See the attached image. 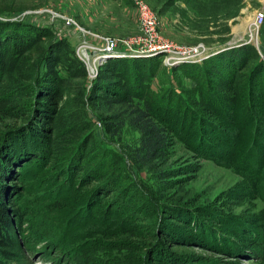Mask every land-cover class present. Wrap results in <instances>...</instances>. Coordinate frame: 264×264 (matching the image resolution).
I'll return each mask as SVG.
<instances>
[{
    "label": "rangeland",
    "instance_id": "rangeland-1",
    "mask_svg": "<svg viewBox=\"0 0 264 264\" xmlns=\"http://www.w3.org/2000/svg\"><path fill=\"white\" fill-rule=\"evenodd\" d=\"M140 5L155 16L157 37L174 47L177 54L166 57L172 58L169 63L176 67L201 65L203 60L242 44L254 47L255 38L250 44L246 35L256 14L264 20V0H0V20L28 19L29 24L51 31V36L41 37L26 52L30 62L40 60L48 53L50 42L57 39L66 43L85 69L80 60L82 46L88 48L89 64L96 67L120 58V53L102 51L103 45L90 34L111 39L139 35ZM80 30L88 34L82 35ZM261 40L264 42L257 33V48ZM194 49L199 55L192 56ZM164 54L124 55L157 58L158 70L149 89L159 93L172 87L187 101L182 90L191 89L193 83L172 73L171 65H163ZM54 69L65 78L61 65ZM73 81L86 87L90 82L87 74ZM117 109L107 112L103 105L88 107L93 132H102L98 116L107 117ZM8 121L0 115V124ZM138 140V132L126 121L117 138L100 135L99 150L106 154L120 186L110 197L99 191L100 179L81 175L68 181L70 162L60 158L40 161L38 148L35 155L17 162L8 174L10 183L5 184L12 222L9 262L264 264V227L260 226L264 223L256 220L255 226L250 224L264 211V175H244L219 166L187 150L169 132L162 154L141 165ZM20 173L24 180L18 179ZM94 208L99 210L94 212ZM102 212L104 216H100ZM106 219L117 226L107 227ZM230 227L237 229V238L228 233Z\"/></svg>",
    "mask_w": 264,
    "mask_h": 264
},
{
    "label": "trees",
    "instance_id": "trees-1",
    "mask_svg": "<svg viewBox=\"0 0 264 264\" xmlns=\"http://www.w3.org/2000/svg\"><path fill=\"white\" fill-rule=\"evenodd\" d=\"M258 34L264 38V20ZM51 35L49 29L29 24L28 19L0 20V115L9 120L0 124V264H12V222L5 194L8 174L17 162L35 155L37 148L40 161L70 162L68 181L81 175L102 180L98 189L106 197L120 186L98 143L100 135L117 138L125 121L138 132L141 165L162 154L169 132L187 150L219 166L244 175H264V64L252 45L224 50L201 65H172V73L193 83L191 89L182 90L185 101L172 87L159 93L149 89L158 70L157 58L109 59L87 87L73 81L83 79L85 69L62 40L51 41L48 53L30 62L26 52L41 37ZM258 50L264 51L263 41ZM57 64L65 78L56 75ZM101 105L107 112L118 109L107 117L98 116L100 134L92 130L88 107ZM27 141L37 147L25 149ZM23 176L20 173L18 179L24 180ZM256 220L264 223V211L250 224L255 226ZM115 226L107 220V227ZM228 229L238 237L235 227ZM242 241L247 242L244 237Z\"/></svg>",
    "mask_w": 264,
    "mask_h": 264
},
{
    "label": "built area",
    "instance_id": "built-area-1",
    "mask_svg": "<svg viewBox=\"0 0 264 264\" xmlns=\"http://www.w3.org/2000/svg\"><path fill=\"white\" fill-rule=\"evenodd\" d=\"M139 13V35L128 38V39H111L108 37H102L98 35H91L97 42L101 43L103 45L102 51H110V52H117L120 53V55H117L120 58H131L129 56H125L126 54L137 52L142 53L145 56H152L156 54H162L164 52L165 54L162 56L163 59L161 60L163 65L166 66H172L170 64L169 60L172 58H167L170 54L171 56L177 54L173 51L174 47L170 43H164L161 41L157 35H156V18L155 16L150 12V10L145 5H140L138 9ZM70 22V21H69ZM262 23V16L260 14H256L254 16V20L252 23L251 31L249 34L246 35V39L248 38V43H250L249 40H251L253 37L255 38V49L257 50L259 58L264 61V51L260 52L257 48V42H256V36L259 30V27ZM68 24V22H67ZM82 35H87V32H84L80 30ZM253 35V36H252ZM251 44V43H250ZM87 45V44H85ZM86 50H88L87 47L82 46V52L79 51L82 54L81 62L85 65L86 74L89 80L93 79L97 72V67L101 66L102 63H99L96 67L95 65L88 66L86 63ZM173 51V52H172ZM192 56L199 55V52L194 49L191 50ZM125 54V55H124ZM184 54V53H183ZM97 60L100 58V56L96 57ZM170 66V67H171Z\"/></svg>",
    "mask_w": 264,
    "mask_h": 264
},
{
    "label": "bare ground",
    "instance_id": "bare-ground-1",
    "mask_svg": "<svg viewBox=\"0 0 264 264\" xmlns=\"http://www.w3.org/2000/svg\"><path fill=\"white\" fill-rule=\"evenodd\" d=\"M80 50H81V52H82V48H80ZM88 57H87V55H86V60H87V64H88V66H91V64H89V62H88V59H87Z\"/></svg>",
    "mask_w": 264,
    "mask_h": 264
}]
</instances>
